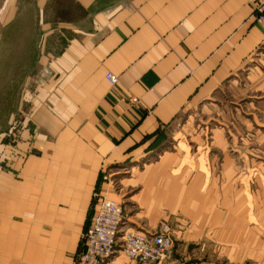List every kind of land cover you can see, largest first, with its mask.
Masks as SVG:
<instances>
[{
	"label": "crops",
	"instance_id": "crops-1",
	"mask_svg": "<svg viewBox=\"0 0 264 264\" xmlns=\"http://www.w3.org/2000/svg\"><path fill=\"white\" fill-rule=\"evenodd\" d=\"M110 1L0 0V43L29 10L57 43L39 56L33 125L0 130V264H76L103 195L123 206L119 239L170 223L164 264H264L258 0ZM107 264L141 263L118 249Z\"/></svg>",
	"mask_w": 264,
	"mask_h": 264
},
{
	"label": "rangeland",
	"instance_id": "rangeland-1",
	"mask_svg": "<svg viewBox=\"0 0 264 264\" xmlns=\"http://www.w3.org/2000/svg\"><path fill=\"white\" fill-rule=\"evenodd\" d=\"M121 2H123V0H111L101 6V8H113ZM86 10L82 8L80 14L81 18L90 16L89 11L87 13ZM36 12H38V18L33 20V17H30V13L33 14V11H27L26 20L24 18L21 24L16 26L13 30V34H17L13 35L14 37H17V41H3L0 43V130H2V132H8L5 137V140H7L6 142H9V138L15 136V134H20L26 126L30 129L32 121L29 115L32 108V102L35 99V88L42 81V75L37 72V66L39 65L40 60L39 56L42 55L43 50L57 47L56 42L49 40L44 41L42 39L45 30L43 31L42 26L39 24L40 15L43 14L44 16L47 11H44L43 13L41 10H37ZM74 12L75 11L72 10L70 13H67L66 19L73 22L74 15L77 16V13L74 14ZM86 27L87 28L85 29H88L89 25ZM27 38H31L32 41L26 40ZM66 39L67 40L62 42L61 45L68 42V38ZM33 94L34 96H32ZM213 103L216 104L215 101ZM243 105L245 104L243 103ZM196 110L197 111L190 110L189 114L195 115L198 113V121L199 123H202L203 121L200 114L203 112V107H198ZM207 114L211 115L212 113ZM208 124L212 127L217 124V121H208ZM18 130L19 133H17ZM181 139L185 140L184 137ZM173 142L174 143H171V145H168V148L174 149L175 143L180 145L177 138H175ZM171 234L174 242L173 255L171 258L163 262L150 264L169 263L174 259L176 243L173 237V229Z\"/></svg>",
	"mask_w": 264,
	"mask_h": 264
},
{
	"label": "built area",
	"instance_id": "built-area-1",
	"mask_svg": "<svg viewBox=\"0 0 264 264\" xmlns=\"http://www.w3.org/2000/svg\"><path fill=\"white\" fill-rule=\"evenodd\" d=\"M256 14L259 23L264 24V0H258ZM106 79L111 85H117L119 78L107 73ZM138 102L137 98H132ZM123 206L103 195L91 223L82 234L83 247L76 264H107L120 249L126 256L141 264L163 262L173 255L174 242L172 226L164 223L156 233L124 232Z\"/></svg>",
	"mask_w": 264,
	"mask_h": 264
}]
</instances>
